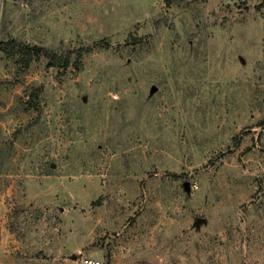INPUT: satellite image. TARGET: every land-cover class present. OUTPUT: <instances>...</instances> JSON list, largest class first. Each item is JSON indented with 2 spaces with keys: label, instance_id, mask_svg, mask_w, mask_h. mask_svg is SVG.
<instances>
[{
  "label": "rangeland",
  "instance_id": "374dc122",
  "mask_svg": "<svg viewBox=\"0 0 264 264\" xmlns=\"http://www.w3.org/2000/svg\"><path fill=\"white\" fill-rule=\"evenodd\" d=\"M12 39L0 264H264V0H0Z\"/></svg>",
  "mask_w": 264,
  "mask_h": 264
},
{
  "label": "trees",
  "instance_id": "16d2710c",
  "mask_svg": "<svg viewBox=\"0 0 264 264\" xmlns=\"http://www.w3.org/2000/svg\"><path fill=\"white\" fill-rule=\"evenodd\" d=\"M0 50L9 57H16L19 56L21 59L25 61L26 66H28L32 61L37 59L39 53L36 49L31 48L28 44L18 42L15 39H12L7 42L0 43ZM46 54L50 60V66H57V65H67L70 57L58 55L55 52L46 51ZM81 54V51H79ZM34 96V94H33ZM34 97H31L33 100ZM29 102H32V101ZM264 124V123H262ZM175 178H178L177 175H174Z\"/></svg>",
  "mask_w": 264,
  "mask_h": 264
},
{
  "label": "built area",
  "instance_id": "2783aa9c",
  "mask_svg": "<svg viewBox=\"0 0 264 264\" xmlns=\"http://www.w3.org/2000/svg\"><path fill=\"white\" fill-rule=\"evenodd\" d=\"M83 264H101V263L93 259H85Z\"/></svg>",
  "mask_w": 264,
  "mask_h": 264
},
{
  "label": "water",
  "instance_id": "95a60500",
  "mask_svg": "<svg viewBox=\"0 0 264 264\" xmlns=\"http://www.w3.org/2000/svg\"><path fill=\"white\" fill-rule=\"evenodd\" d=\"M200 221H202V219Z\"/></svg>",
  "mask_w": 264,
  "mask_h": 264
}]
</instances>
